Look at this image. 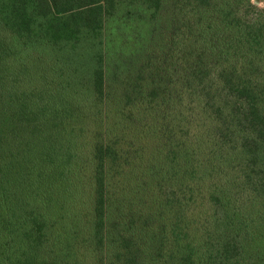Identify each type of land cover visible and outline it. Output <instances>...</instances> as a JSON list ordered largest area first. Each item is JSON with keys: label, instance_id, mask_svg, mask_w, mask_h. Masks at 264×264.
<instances>
[{"label": "trees", "instance_id": "obj_1", "mask_svg": "<svg viewBox=\"0 0 264 264\" xmlns=\"http://www.w3.org/2000/svg\"><path fill=\"white\" fill-rule=\"evenodd\" d=\"M256 1L0 0V264H264Z\"/></svg>", "mask_w": 264, "mask_h": 264}, {"label": "rangeland", "instance_id": "obj_2", "mask_svg": "<svg viewBox=\"0 0 264 264\" xmlns=\"http://www.w3.org/2000/svg\"><path fill=\"white\" fill-rule=\"evenodd\" d=\"M256 4H258L260 7H264V0H260V2H255ZM120 31L118 30V25L117 24H112L109 26V29L107 30L106 34H107V37H105V41H111L113 40V43L110 45L111 48L114 47L115 45H117L118 43V33ZM25 48H19V50H17L16 52V56L14 57V60H18V59H23V53H24V50ZM29 56V53L27 56H24L26 58H28ZM46 59H38L37 60V68L38 70L41 72L40 75L42 74H46L47 72V65H46ZM34 69V68H33Z\"/></svg>", "mask_w": 264, "mask_h": 264}]
</instances>
